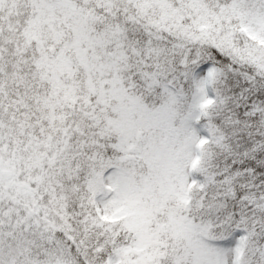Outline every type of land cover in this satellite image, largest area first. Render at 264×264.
I'll return each mask as SVG.
<instances>
[{"label": "snow or ice", "instance_id": "6c2138e0", "mask_svg": "<svg viewBox=\"0 0 264 264\" xmlns=\"http://www.w3.org/2000/svg\"><path fill=\"white\" fill-rule=\"evenodd\" d=\"M0 264H264V0H0Z\"/></svg>", "mask_w": 264, "mask_h": 264}]
</instances>
